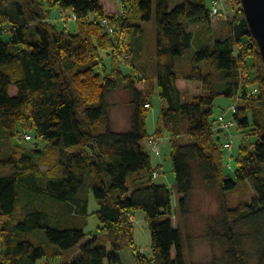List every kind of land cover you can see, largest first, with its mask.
Returning a JSON list of instances; mask_svg holds the SVG:
<instances>
[{
    "label": "trees",
    "instance_id": "obj_1",
    "mask_svg": "<svg viewBox=\"0 0 264 264\" xmlns=\"http://www.w3.org/2000/svg\"><path fill=\"white\" fill-rule=\"evenodd\" d=\"M4 2L12 6L11 12ZM122 2L124 7L129 2V9L111 14L101 0H0V129L10 144L0 157V166L8 168L0 175V264H49L59 257L61 264H121L119 252L125 247L132 248L136 264H188L183 232L173 225V217L189 215L195 180L219 198V214L208 218L205 237L224 247L225 264H246L236 230L240 223L253 227L256 264H264V65L240 0H223L233 14L224 20V31L215 34L213 44L198 50L193 49L186 26L210 24L204 0H186L173 8L168 0ZM52 8L66 22L74 14L76 31H68L67 25L58 30L50 22ZM89 12L95 14L93 20ZM152 18L154 62L142 65L132 52L131 35L144 31L137 21ZM5 24L10 25L6 31ZM190 49L189 66L178 70L176 58ZM102 51L110 58L109 69ZM123 63L130 65V73L121 70ZM215 70L224 84L220 88L214 84ZM184 80L199 82L201 93L184 97L180 90ZM11 86L16 88L13 96ZM117 90L131 95L125 131H114L107 113L106 97ZM155 92L161 108L155 131L149 134L146 119L151 106L145 104L151 105ZM217 96L242 102L233 114L236 127L249 128L245 135L257 137L252 150L246 145L238 148L233 169L235 179L248 182L254 196L234 206L229 205L227 192L239 196L244 191L239 194L224 173L221 136L213 128ZM164 130L169 133L172 188L154 182L156 169L146 150L149 136L160 139ZM15 140H33V147ZM89 175L98 229L101 237L108 233L112 239L107 248L94 236L76 255L67 256L65 252L87 236L83 224L89 195L81 188ZM18 184L70 203L74 223L59 226L44 209L22 207ZM139 209L150 232L151 259L134 243L132 212ZM35 229L44 230L51 248L23 237Z\"/></svg>",
    "mask_w": 264,
    "mask_h": 264
},
{
    "label": "rangeland",
    "instance_id": "obj_2",
    "mask_svg": "<svg viewBox=\"0 0 264 264\" xmlns=\"http://www.w3.org/2000/svg\"><path fill=\"white\" fill-rule=\"evenodd\" d=\"M182 3L186 0H168L169 4ZM214 0H204V3L207 8H211L212 2ZM7 2H4L6 5ZM102 4L109 11V13H115L121 11L123 8L129 9V2H125V7L122 0H102ZM9 12L12 11L11 5H6ZM226 8V19H229L233 14V9L229 6ZM117 10L115 12H110L111 10ZM89 18L93 20L95 14L89 12ZM183 22H186L185 18L181 19ZM50 22L55 24L58 30H61L65 25H67V30L70 32H75L77 29L76 22L73 19H70L66 22L63 21L60 12L56 8H52L50 14ZM144 25V31L139 34L133 33L131 35V49L134 54V57L137 62L147 63L146 65H152L154 62L153 59L149 56L150 51L154 50L155 43V22L152 18L150 21L142 23ZM10 28L9 24L3 26L4 31ZM126 30V29H125ZM124 39L125 36H124ZM104 64L107 69L110 67V58L101 52ZM190 55L191 49L188 50L182 57L176 58L177 69H186L190 64ZM179 64L181 66H179ZM140 66V65H139ZM121 70L128 74L131 72L130 65L121 64ZM183 67V68H182ZM219 71H214V84L216 88L222 87L224 84L218 78ZM137 76H141L142 72L139 71ZM184 88V97L191 99V97L197 94V91L201 90L199 82L193 81L192 83H187ZM252 88V87H251ZM131 95L129 92L124 90H117L112 92L106 97V102L108 104L107 113L110 119L111 128L114 131H125L129 128L130 116L132 113V106L130 104ZM151 107L147 111V131L149 134H153L159 119L160 115V99L158 94L155 92L150 97ZM242 102L235 97H224L217 96L214 99L213 103V115L212 117L216 119L223 111L227 110L229 106L235 105L236 107L241 106ZM234 111L227 112V117L233 121V127L231 128L232 133V149L230 151L224 150L223 153V169L224 173L228 178L233 180L236 183V188L238 193L244 191L242 195L236 196L227 192V196L230 197L231 202L230 206H234L237 202H246L250 201L253 198L254 192L251 189L248 182L237 181L233 175V169L235 165V157L238 151V148L242 145L250 147L252 150V144L257 140V137L254 135H245L247 129H238L236 127L235 120L233 118ZM214 124L213 128H215ZM5 132L0 129V157L6 154V151L9 149L10 144L5 139ZM217 135H220L217 133ZM220 140L224 141V136L220 135ZM182 143L187 142L183 138L180 139ZM22 147L31 148L33 147L32 141H18ZM14 143V142H13ZM42 143L39 142L38 148L42 147ZM8 148V149H7ZM7 149V150H6ZM6 150V151H5ZM150 158L151 165L159 173L157 177H154L153 180L157 184H163L172 188L174 182V173L172 170L171 159H170V145H169V133L168 130L163 131V136L159 139V153H152L148 147H146ZM262 175L264 176V164H262ZM90 175L87 177L86 183L82 186L81 192L84 195H89V207H88V216L86 217V223L83 224V230L87 234L83 242L91 239L94 236L98 238V245H105L109 248V242L112 239V235L106 233V237H101L102 232L98 229L99 221L95 214L97 210V201L94 199L90 192ZM231 195V196H230ZM21 205L23 207V198H19ZM177 196L174 194L172 196V210H176ZM29 209V208H27ZM189 215L186 219L181 218L179 215L173 217V225L179 226L183 232L184 243H185V252L188 264H225L223 250L224 247L220 244H212L205 237V230L207 226V221L209 217L218 215L219 213V198L217 193L213 190L203 188L198 180H195L193 191L191 194V199L189 202ZM132 223L134 229V243L139 252L151 259L152 252L150 249V232L148 226L144 219V212L142 210H135L132 212ZM237 232L240 234V246L246 255V264H256L257 256L256 251L258 249V243L253 235V227L251 225L240 223L236 226ZM23 237L32 242L42 244L46 249L51 248V244L45 236V232L42 229H35L32 231H27L23 233ZM75 248L70 249L65 252V255L71 256ZM121 264H136L134 255L132 254V248L125 247L119 252ZM158 263L159 260L154 261ZM41 262H39L40 264ZM49 264H61V258H56L53 262ZM105 264L107 262L105 261ZM146 264H152L150 262Z\"/></svg>",
    "mask_w": 264,
    "mask_h": 264
},
{
    "label": "crops",
    "instance_id": "obj_3",
    "mask_svg": "<svg viewBox=\"0 0 264 264\" xmlns=\"http://www.w3.org/2000/svg\"><path fill=\"white\" fill-rule=\"evenodd\" d=\"M179 1L176 3L169 4V8H173L175 5L179 4ZM102 3V0H101ZM104 10L109 13V11L104 7ZM117 10H111L110 12H115ZM226 17H217L211 18L209 25L199 24V23H190L187 24V29L192 33V47L195 50L210 46L214 42V36L218 33H223V22ZM152 51H150L149 56L153 59ZM193 81L184 80L182 82L183 87L186 86L187 83H192ZM181 92L184 94V88L181 87ZM201 93V90L197 91V94ZM9 94L11 96L16 94V88L11 86L9 89ZM151 102V101H150ZM42 170L46 169V166L41 167ZM8 172L7 167L0 166V175H4ZM157 172V171H155ZM159 173L157 172V177ZM17 192L21 198L24 199L23 206L27 208V206L34 207V208H41L50 213L56 222H58L59 226H69L74 223L76 219V214L74 212V207L68 203L63 201H57L51 198L48 195L40 194L35 191H31L26 187L21 185L16 186ZM38 193V194H37ZM86 242V241H85ZM83 240L75 247L72 255H76L80 249V247L85 243ZM71 255V256H72Z\"/></svg>",
    "mask_w": 264,
    "mask_h": 264
},
{
    "label": "built area",
    "instance_id": "obj_4",
    "mask_svg": "<svg viewBox=\"0 0 264 264\" xmlns=\"http://www.w3.org/2000/svg\"><path fill=\"white\" fill-rule=\"evenodd\" d=\"M121 14H124V10H121L120 12ZM209 15L211 18H217L219 16L221 17H226V8H225V4L223 2V0H214L212 2L211 8H210V12ZM62 17V15H61ZM70 19H75V15L71 14L70 15ZM107 27V21L104 20L103 22ZM108 29V28H107ZM111 29L109 28V31ZM151 105H149L148 103L145 104V107L149 108ZM234 111L236 110V106L232 105L229 106L227 110L223 111L217 118H216V122H215V128L214 130L219 131L220 135L224 136V141H222V146L224 150H228L230 151L232 149V133H231V128L233 127V121L227 117V112L229 111ZM23 138L25 140H29L30 136L28 134H24ZM148 148L149 150L154 153V154H158L159 153V139L156 138L154 135L149 136L148 138ZM157 172L153 173V176H156Z\"/></svg>",
    "mask_w": 264,
    "mask_h": 264
},
{
    "label": "water",
    "instance_id": "obj_5",
    "mask_svg": "<svg viewBox=\"0 0 264 264\" xmlns=\"http://www.w3.org/2000/svg\"><path fill=\"white\" fill-rule=\"evenodd\" d=\"M240 3L264 65V0H240Z\"/></svg>",
    "mask_w": 264,
    "mask_h": 264
}]
</instances>
